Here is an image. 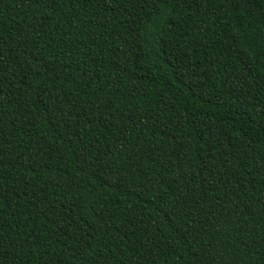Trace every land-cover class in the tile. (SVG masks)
Wrapping results in <instances>:
<instances>
[{
  "label": "trees",
  "instance_id": "16d2710c",
  "mask_svg": "<svg viewBox=\"0 0 264 264\" xmlns=\"http://www.w3.org/2000/svg\"><path fill=\"white\" fill-rule=\"evenodd\" d=\"M0 264H264V0H0Z\"/></svg>",
  "mask_w": 264,
  "mask_h": 264
}]
</instances>
